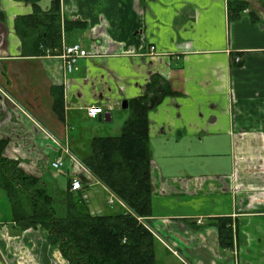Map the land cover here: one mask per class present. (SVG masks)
<instances>
[{
	"label": "crops",
	"instance_id": "0c3cea01",
	"mask_svg": "<svg viewBox=\"0 0 264 264\" xmlns=\"http://www.w3.org/2000/svg\"><path fill=\"white\" fill-rule=\"evenodd\" d=\"M226 1L38 0L34 7L0 0L4 155L49 192L80 180L82 189L73 193H82L93 214L120 211L107 204L113 194L81 160L94 138L122 133L130 114L119 118L115 136L107 122L118 116L122 101L144 95L157 75V95L165 89L171 94L157 98L147 114L148 225L191 264H264V4L245 0V12L229 20ZM54 8L58 48L79 44L87 53L71 73L34 44L47 23L34 26L26 41L15 29L16 18ZM58 91L60 113L54 108ZM91 106L103 113L88 117ZM56 144L74 158H64V172L50 167ZM219 219L230 221V249L219 247L213 225ZM0 264H67L43 227L23 229L13 221L1 189Z\"/></svg>",
	"mask_w": 264,
	"mask_h": 264
},
{
	"label": "trees",
	"instance_id": "16d2710c",
	"mask_svg": "<svg viewBox=\"0 0 264 264\" xmlns=\"http://www.w3.org/2000/svg\"><path fill=\"white\" fill-rule=\"evenodd\" d=\"M25 1L37 7L38 0ZM226 3L229 20L238 18L249 6L245 0H227ZM55 8L51 13L41 14L35 9L30 16L16 18L15 29L21 38L28 40L34 26L40 29L47 23V29H42L34 44L38 48H58L60 26ZM42 14L48 17L47 22ZM36 18L40 19L36 21ZM159 82L161 78L152 76L145 94L128 103L130 116L123 123L121 135L94 138L90 154L81 160L82 165L125 205V211L92 214L82 193L70 192V185L63 200L56 201L41 186L39 178L26 174L16 160L4 155L5 142L0 141V189L10 203L13 221L23 229L43 227L49 242L57 245L67 264H158L156 240L135 216L147 220L152 213L147 114L156 105L157 98L171 94L165 89L157 95ZM148 96L153 104H149ZM54 108L57 113L62 109L60 91L55 94ZM56 206L60 209L56 210ZM213 225L217 229L219 247L232 248L230 221L219 219Z\"/></svg>",
	"mask_w": 264,
	"mask_h": 264
},
{
	"label": "built area",
	"instance_id": "2783aa9c",
	"mask_svg": "<svg viewBox=\"0 0 264 264\" xmlns=\"http://www.w3.org/2000/svg\"><path fill=\"white\" fill-rule=\"evenodd\" d=\"M244 12L245 11L243 10V13ZM40 50L42 53L41 54L42 57L60 59L66 73H71L72 71L75 70L76 63H77L78 59L87 57V53L85 52V50L82 49V47L79 44H73L71 46H66V45L62 44L58 49H54V50L41 47ZM154 50H155V48L151 46L149 48L150 54H153L155 52ZM234 61H235V63H239L240 58L236 57L234 59ZM86 113H87L88 117L96 118L97 116H99L103 113V110L101 107L91 106V107L87 108ZM56 146L58 148L59 153H58L57 157L50 163V167L53 170L60 169L61 167L64 166V158H69V160L71 159V161L74 160V158H72L70 156L69 151L65 145L56 144ZM81 189H82V184H81L80 180L74 179L70 182V191L71 192L79 191ZM114 201H117V198L114 195H112V198L107 202V204L109 206H112ZM135 218L138 221V223H140L155 238H157L160 242H162V240L155 233L154 229L148 225V223L146 222L145 219L140 218V217H136V216H135ZM198 223L202 224V222L200 220L198 221ZM166 248L168 249V251L171 254H173L180 261L181 264H190L186 259L182 258L181 256H179L177 254L176 249L173 250L168 246H166Z\"/></svg>",
	"mask_w": 264,
	"mask_h": 264
},
{
	"label": "rangeland",
	"instance_id": "374dc122",
	"mask_svg": "<svg viewBox=\"0 0 264 264\" xmlns=\"http://www.w3.org/2000/svg\"><path fill=\"white\" fill-rule=\"evenodd\" d=\"M259 2H260V4H264V0H259ZM119 112H117V115L118 116H114V118H113V120H111V121H109V122H107V130H108V132H109V134H110V136H115V134L114 135H111V134H113L112 132L115 130V126L116 125H119V118L121 117V116H125V115H129L130 114V109L129 108H126V109H120V110H118ZM116 134H118V135H116V136H119L121 133L119 132V133H116ZM65 160V159H64ZM84 167V169L86 170V172H87V174H91V172L89 171V170H87L86 169V167L85 166H83ZM65 168V166L63 167V168H60V169H58V170H53L52 169V171H55V172H58V171H60V172H64L63 171V169ZM89 172V173H88ZM92 176H93V174H91ZM94 177V176H93ZM95 178V177H94ZM67 181H64V183H62L61 185H60V187H58V189L56 190V191H54V192H52L51 190H50V192H49V194L51 193L52 194V196L55 198V200L56 201H59L60 200V202H61V200H63V194L62 193H64L65 191H66V189H67V183H66ZM48 189H50V188H48ZM117 198V197H116ZM96 199L97 200H99V195H97L96 196ZM103 200V199H102ZM86 202H87V200H86ZM87 204H88V202H87ZM115 204H117L118 206H120L121 207V209L122 210H126V207H125V205L117 198V201H114V203H113V205H115ZM89 207V206H88ZM58 209H60V208H58V206H56V210H58ZM57 212H59V211H57ZM91 212V211H90ZM107 213V212H106ZM93 214V213H92ZM108 214V213H107ZM95 215H97V214H95ZM147 222V221H146ZM38 227V226H37ZM27 229V228H26ZM154 232V231H153ZM156 233V232H155ZM157 234V233H156ZM158 236V235H157ZM154 237V236H153ZM159 237V236H158ZM160 238V237H159ZM154 239L156 240V245H155V256H156V261H157V263L158 264H178L176 261H175V259L173 258V257H175L173 254H171V255H173V257H171V256H169V255H167L166 253H164L163 252V250H162V247L161 246H159V244H158V242H160L157 238H155L154 237ZM161 239V238H160ZM161 244H163L164 245V247L166 248V246H168V247H170L171 249H173V250H175L176 249V251H177V254L179 255V256H181L180 255V253H179V250H177V248L175 247H173V246H171L170 244L169 245H167L166 243H164L163 241L162 242H160ZM58 248V247H57ZM10 251H12V250H10ZM180 262V261H179ZM190 263V262H189ZM181 264V263H180ZM191 264V263H190Z\"/></svg>",
	"mask_w": 264,
	"mask_h": 264
},
{
	"label": "water",
	"instance_id": "95a60500",
	"mask_svg": "<svg viewBox=\"0 0 264 264\" xmlns=\"http://www.w3.org/2000/svg\"><path fill=\"white\" fill-rule=\"evenodd\" d=\"M121 108H122V109H126V108H128V103H127L126 100L122 101V103H121Z\"/></svg>",
	"mask_w": 264,
	"mask_h": 264
}]
</instances>
